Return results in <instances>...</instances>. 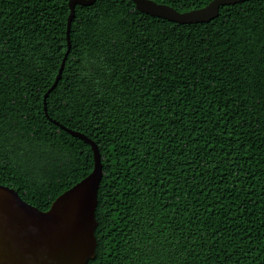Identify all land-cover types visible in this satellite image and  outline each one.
Returning a JSON list of instances; mask_svg holds the SVG:
<instances>
[{"label":"trees","instance_id":"trees-1","mask_svg":"<svg viewBox=\"0 0 264 264\" xmlns=\"http://www.w3.org/2000/svg\"><path fill=\"white\" fill-rule=\"evenodd\" d=\"M68 12L0 0V183L42 210L93 167L42 108ZM70 44L46 102L101 155L86 264H264V0L184 24L132 0L76 4Z\"/></svg>","mask_w":264,"mask_h":264},{"label":"water","instance_id":"water-1","mask_svg":"<svg viewBox=\"0 0 264 264\" xmlns=\"http://www.w3.org/2000/svg\"><path fill=\"white\" fill-rule=\"evenodd\" d=\"M94 1L68 0L66 49L52 84L42 96L44 115L90 145L92 170L60 193L46 210L24 200L15 188L0 183V264H86L95 256V228L98 224L95 209L103 172L98 144L84 132L50 117L46 102L47 96L61 78L70 50V26L75 5H90ZM132 1L141 12L184 24L208 22L218 16L220 6L245 0H210L206 5L184 11L155 0Z\"/></svg>","mask_w":264,"mask_h":264}]
</instances>
